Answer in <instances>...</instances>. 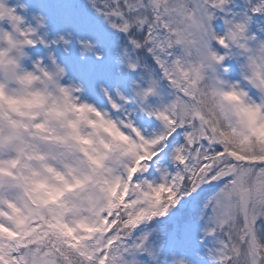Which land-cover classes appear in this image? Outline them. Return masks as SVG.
I'll return each instance as SVG.
<instances>
[{
	"label": "snow or ice",
	"instance_id": "6c2138e0",
	"mask_svg": "<svg viewBox=\"0 0 264 264\" xmlns=\"http://www.w3.org/2000/svg\"><path fill=\"white\" fill-rule=\"evenodd\" d=\"M89 2L113 30L125 36L131 53L135 54L134 60L129 59L128 68L133 71L143 68L152 77L148 89L137 96L141 97L140 110L160 123L157 133L146 138L131 120L113 119L107 113L126 125L138 142L152 146L133 183L138 182V175L149 171V163L161 151L172 145L171 159L176 171L161 173L172 192L171 202L203 187L213 189L204 204L211 213L205 235L214 237L216 244L209 250L213 264H264V141L257 139L254 143L250 136L244 135L234 144L223 131L218 134L219 121L207 106L209 96L235 89L249 98L253 106L264 108V95L259 93V87H264V76L259 79V87L256 81L250 82L243 66V75L237 83L223 77L228 71L223 69V63L229 56L239 59L244 56L254 63L250 46L239 42L256 39L245 35L250 17L241 22L225 20L227 31L220 36L212 22L215 12L223 11L229 0ZM252 11L259 12L261 7ZM213 42L225 49V54H219ZM82 46L88 51L92 47L88 43ZM259 47L264 52V44ZM129 49H125V57H129ZM214 62L222 63L214 67ZM162 80L172 90L171 99L165 103L160 97L159 106L151 107L144 98L159 97ZM251 89L259 94V102L251 98ZM120 100L126 102L123 96ZM121 106L112 103L116 111ZM216 107L223 112L222 105ZM10 202L0 199V212ZM166 212L167 208H163L160 214ZM105 222L108 228L100 239L73 247L50 234L45 223L36 220L24 237L14 234L12 240L0 238V264H130L126 255L147 251L146 236L129 245L134 231L129 227L126 211L116 209L107 215ZM0 225L12 231L3 218Z\"/></svg>",
	"mask_w": 264,
	"mask_h": 264
},
{
	"label": "clouds",
	"instance_id": "9594fccd",
	"mask_svg": "<svg viewBox=\"0 0 264 264\" xmlns=\"http://www.w3.org/2000/svg\"><path fill=\"white\" fill-rule=\"evenodd\" d=\"M20 7L27 10L26 5ZM254 7H261L254 14H264V0ZM33 19L35 27L9 7L7 0H0V199L11 201L0 218L12 229L0 225V238L24 237L31 224L40 220L50 234L75 247L100 239L108 228L107 215L116 209L127 212L133 231L166 216L179 201L171 202L165 177L161 174L159 183H133L152 146L138 142L126 125L107 112L81 101L80 87L63 85L65 69L51 53V68L40 58L32 60L28 49L37 44L49 47L38 35L46 26L45 18L34 14ZM245 35L254 37L248 35V25ZM60 41L65 40L60 37ZM239 42L250 46L254 61L242 56L240 75L247 72L250 82L256 81L259 87L264 76V52L259 46L264 40ZM25 61H31L30 69ZM223 69H227L224 63ZM151 79L135 90L138 105L141 97L137 93L146 91ZM259 93L264 95V87H259ZM148 99L144 98L145 103ZM207 99L219 121L218 134L223 131L234 144L244 135L254 143L264 141V108L253 106L235 89ZM217 104L223 106V112ZM163 208L167 212L161 215ZM172 264L191 262L176 257Z\"/></svg>",
	"mask_w": 264,
	"mask_h": 264
},
{
	"label": "rangeland",
	"instance_id": "374dc122",
	"mask_svg": "<svg viewBox=\"0 0 264 264\" xmlns=\"http://www.w3.org/2000/svg\"><path fill=\"white\" fill-rule=\"evenodd\" d=\"M27 4V0H7L9 7L16 8L17 13L25 18L26 23L35 27L36 22L33 19V15H30L27 10L24 11L20 7V5L27 6ZM260 4L261 0H229V3L224 6L223 11L217 10L215 12L216 18L212 22L214 31L218 35L223 36L227 31L225 20L241 22L247 16L250 17L248 35L254 36L257 41L264 40V14H254L252 12V8ZM41 7L35 14H40L45 18L46 26L39 29L38 35L49 44V47L44 48L42 45L37 44L35 48L28 49L27 51L32 60L40 58L43 60L44 65L51 68L52 63L48 59V55L51 53L56 63L65 69L66 75L61 83L65 86L74 85L80 87L81 92L79 93V97L81 101L93 105L101 112H107L113 119L131 120L133 125L146 138L157 133L160 130V123L155 118H150L145 112H142L140 105H138V102L134 98V92L137 87L146 86L148 79L147 72L143 68H138L136 73L128 75L122 70L124 76L119 75L118 80H116V77H113L114 74L112 77L104 74L101 82L95 87L92 82L93 76L87 74L89 70L85 61H83L82 65L74 62L77 58L71 53L73 44L65 32L67 29L66 25L58 23L55 17L47 13V2H44ZM2 27L8 28V25L3 24ZM113 31L116 34H120L115 30ZM60 37H63L67 43L65 44L60 41ZM77 41L92 43V48L95 47V41L88 34H80ZM126 46L121 48L122 54H125V49H129V45L127 44ZM213 47L219 54H225V49L215 42H213ZM98 52L99 61L97 63L100 66L104 59L100 53L109 55L111 52L108 50H98ZM129 54H131L130 49ZM241 62L235 56H229L226 59L224 67L228 69V72L223 74L225 80L228 82H238L240 80ZM24 63L27 68L30 69L32 67L31 61H25ZM103 63H106V61H103ZM141 71L143 75H141ZM119 73L120 71L118 70ZM137 74H139V79L135 77ZM132 80L135 82L134 87L129 85ZM158 91L160 96L150 97L147 105L151 107L159 106L161 102L160 97H163V102L165 103L171 99L170 94L172 90L168 87L167 81L162 80L160 82ZM118 93L119 95H117ZM249 94L253 100L259 102V94L256 90L251 89ZM120 96H123L126 102H122ZM112 103L122 105L120 110H114ZM171 151L172 145H169V147L161 151L160 155L149 163V171L138 175L136 179L138 181L148 180L149 182L159 183L161 173L164 170H167L170 174H174L176 166L171 159ZM212 194L213 189L203 187L198 190V198L192 199L191 195L185 196L179 200L176 207L169 210L166 216H174L170 221L162 222V217L153 219L150 223L141 224L134 230L128 243L131 245L141 237L146 236L145 248L147 251H138L132 255H126L125 259L130 264L132 261H135L136 264H172L174 258L182 257L190 261L191 264H213L209 250L215 248L216 244L214 237L205 235V230L208 227V217L211 213L204 208L206 199Z\"/></svg>",
	"mask_w": 264,
	"mask_h": 264
},
{
	"label": "trees",
	"instance_id": "16d2710c",
	"mask_svg": "<svg viewBox=\"0 0 264 264\" xmlns=\"http://www.w3.org/2000/svg\"><path fill=\"white\" fill-rule=\"evenodd\" d=\"M29 1L30 6L28 9L31 14L34 15L42 8V4L47 2V13L55 17L58 23L66 25V33L73 44L71 53L77 58L76 62L82 65L83 61H85V64H92L94 67V71H92L93 73L91 75L93 76L92 82L95 87L101 82L104 74L108 77H112L114 74L113 77H116V80H118L119 75H124L122 70L128 75L137 72V70L131 71L128 68L129 59L134 60L135 54L131 53L129 57H125V54L121 53V48L127 45L125 36L116 34L112 28L107 25L105 20L92 8L89 0ZM80 34H88V36H91V39L95 41V47H93L90 52L83 48L82 45L85 43L84 41H77ZM98 50H108L111 52L109 55L100 53L104 58L103 61H106V63L102 61L100 66H98L97 63V61H99ZM118 70L120 71L119 74ZM142 73L141 71V75H143ZM135 77L138 79L140 78L139 74ZM129 85L134 87V80H132Z\"/></svg>",
	"mask_w": 264,
	"mask_h": 264
},
{
	"label": "water",
	"instance_id": "95a60500",
	"mask_svg": "<svg viewBox=\"0 0 264 264\" xmlns=\"http://www.w3.org/2000/svg\"><path fill=\"white\" fill-rule=\"evenodd\" d=\"M191 198L192 199H196V198H198V192L197 193H193L192 195H191ZM174 218V216H166V217H163L162 218V222H168V221H170L171 219H173Z\"/></svg>",
	"mask_w": 264,
	"mask_h": 264
}]
</instances>
